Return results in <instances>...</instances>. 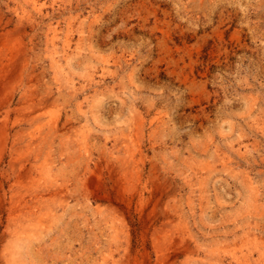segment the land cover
I'll return each mask as SVG.
<instances>
[{"label":"rangeland","instance_id":"1","mask_svg":"<svg viewBox=\"0 0 264 264\" xmlns=\"http://www.w3.org/2000/svg\"><path fill=\"white\" fill-rule=\"evenodd\" d=\"M249 223L264 0H0V264H201Z\"/></svg>","mask_w":264,"mask_h":264},{"label":"bare ground","instance_id":"2","mask_svg":"<svg viewBox=\"0 0 264 264\" xmlns=\"http://www.w3.org/2000/svg\"><path fill=\"white\" fill-rule=\"evenodd\" d=\"M35 6V5H34ZM68 79V78H67ZM70 80V79H69ZM69 83V82H68ZM34 118V117H33ZM116 142V141H115ZM121 142V141H120ZM218 151V150H217ZM237 153V152H236ZM239 154V153H238ZM224 169V168H223ZM240 173V172H239ZM48 175V174H47ZM49 176V175H48ZM45 192V191H44ZM46 193V192H45ZM40 194V193H39ZM43 194V193H42ZM256 196V195H255ZM253 199V198H252ZM251 199V200H252ZM42 200V199H41ZM40 201V200H39ZM255 202V201H254ZM252 204V203H251ZM250 204V205H251ZM260 204V203H259ZM22 206V205H21ZM258 206V205H256ZM255 206V208H256ZM253 207V204H252ZM261 207V206H260ZM259 207V208H260ZM21 208V207H20ZM25 209V208H24ZM20 210V209H19ZM26 210V209H25ZM28 210V209H27ZM37 210H40L37 209ZM254 210V208H253ZM29 211V210H28ZM255 211V210H254ZM201 212V211H200ZM257 213V212H256ZM30 215V214H29ZM89 225V224H88ZM176 225V224H175ZM87 226V225H86ZM261 226V225H260ZM244 227V226H243ZM258 225L256 224L254 228H252V225L249 223L245 229H248L247 232H245V235L239 240L233 241L232 243H227L224 246L225 247H217L215 249H210V251H205V256L203 258H200L201 264H264V237L262 235H259L255 232V230L259 229L257 228ZM184 228V227H183ZM176 229V228H174ZM181 229V227H180ZM179 229V231H180ZM244 229V228H243ZM172 228L169 226L162 227L158 229L157 231L159 233L163 232H170L171 233ZM188 230V229H187ZM264 230V229H263ZM235 231V230H234ZM260 231V230H259ZM157 232V233H158ZM186 232V230H185ZM217 232V231H216ZM187 233V232H186ZM238 233V232H237ZM172 234V233H171ZM176 234V233H175ZM162 235V234H161ZM186 235V234H185ZM227 235V233H226ZM242 235V234H241ZM173 235H170V238ZM161 237V236H160ZM193 237V236H191ZM165 238V236H164ZM175 238V237H174ZM227 238V237H226ZM241 238V237H239ZM176 239V238H175ZM179 239V238H178ZM189 239V238H188ZM187 239V240H188ZM234 239V238H233ZM164 240V239H160ZM169 240V239H168ZM177 240V239H176ZM185 238L182 236L179 239L178 245H184L185 244ZM165 241V240H164ZM172 243L174 242V239L171 238L170 240ZM190 241V240H189ZM59 242V241H58ZM189 243V242H187ZM177 244V243H176ZM170 246V245H168ZM186 246V245H184ZM183 246V247H184ZM191 246V245H190ZM219 246V245H218ZM161 247V246H160ZM171 247V246H170ZM182 247V246H181ZM173 248V247H172ZM175 248V247H174ZM178 248V247H176ZM187 248V247H186ZM201 248V247H200ZM161 249V248H160ZM179 249V248H178ZM170 250V249H169ZM199 250V249H198ZM163 251V250H162ZM172 251V250H171ZM119 252V251H118ZM168 253V252H167ZM161 254V253H160ZM164 256V255H163ZM168 256V254H167ZM189 256V255H188ZM165 258V257H164ZM177 258V257H176ZM72 259V258H71ZM108 259V258H107ZM197 259V258H196ZM168 261V257L166 259ZM165 260V261H166ZM72 261V260H71ZM106 261V260H105ZM164 261V262H165ZM188 261V259H187ZM197 261V260H196ZM19 263V262H18ZM162 263V262H161ZM167 263V262H166ZM188 263V262H187ZM8 264H17V261L15 263L14 258L13 260H8ZM20 264V263H19ZM73 264V263H72ZM164 264V263H163ZM167 264H177L176 262L169 261Z\"/></svg>","mask_w":264,"mask_h":264}]
</instances>
